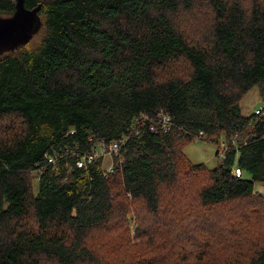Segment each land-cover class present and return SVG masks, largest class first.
Segmentation results:
<instances>
[{
  "label": "trees",
  "instance_id": "16d2710c",
  "mask_svg": "<svg viewBox=\"0 0 264 264\" xmlns=\"http://www.w3.org/2000/svg\"><path fill=\"white\" fill-rule=\"evenodd\" d=\"M24 7L41 27L0 55V264H264V0ZM161 110L174 129L151 132ZM199 132L237 136L213 169L183 154ZM125 135L110 174L77 167Z\"/></svg>",
  "mask_w": 264,
  "mask_h": 264
},
{
  "label": "built area",
  "instance_id": "2783aa9c",
  "mask_svg": "<svg viewBox=\"0 0 264 264\" xmlns=\"http://www.w3.org/2000/svg\"><path fill=\"white\" fill-rule=\"evenodd\" d=\"M262 111V108H258L254 111L255 115H259L260 112ZM145 120H148V117L144 114H142L138 119H135V123L138 121L140 122H144ZM136 123V124H137ZM149 130L151 132L156 133L157 130L158 131H163V132H170L174 129L173 123H172V119L171 117L165 113L164 111H158L157 114L154 116V121L153 124L149 123L148 126ZM197 139L198 140H206V136L203 134V132H199V134H197ZM236 139L237 136H233L231 137V139L228 141L226 138H223L217 145H216V153L215 156L217 157V159L221 160L224 158V154L225 152L228 150V143L235 145L236 143ZM127 141V136H123L119 142L117 143H112L109 145H105L104 142H99L96 147L94 149H92L91 152H89L88 154H86L83 159L81 158L80 162L77 163V167L78 168H83L86 164H89L90 162H92V160H96L99 158H102L103 161H106V158H108L110 161L109 163L105 166V174H110L113 171L114 168V157H118L119 156V149L121 146L124 145V143ZM115 155L114 157H112V155ZM53 158H48L49 162H53L54 160H56L57 155L52 156ZM124 163L123 159L119 160V164ZM241 170L238 167H233V175L236 178L241 177Z\"/></svg>",
  "mask_w": 264,
  "mask_h": 264
},
{
  "label": "water",
  "instance_id": "95a60500",
  "mask_svg": "<svg viewBox=\"0 0 264 264\" xmlns=\"http://www.w3.org/2000/svg\"><path fill=\"white\" fill-rule=\"evenodd\" d=\"M37 11L26 9L24 0H16L14 13L0 16V55L30 42L41 27Z\"/></svg>",
  "mask_w": 264,
  "mask_h": 264
},
{
  "label": "rangeland",
  "instance_id": "374dc122",
  "mask_svg": "<svg viewBox=\"0 0 264 264\" xmlns=\"http://www.w3.org/2000/svg\"><path fill=\"white\" fill-rule=\"evenodd\" d=\"M36 39L37 38L32 40V42H36ZM258 108H260L259 93L258 89L255 87L240 102V110L244 116H247ZM215 153L216 146L214 144L205 142L204 140H198L197 136H195V142L186 147L183 151L184 156L190 163L195 165L204 164L208 169L215 168L221 161L217 159ZM109 161L110 160L106 158L105 166L109 163ZM243 178L250 180V175L248 173H244ZM253 189L254 192H257L264 197V183L255 182L253 184Z\"/></svg>",
  "mask_w": 264,
  "mask_h": 264
}]
</instances>
